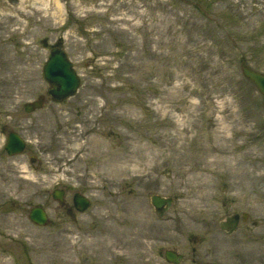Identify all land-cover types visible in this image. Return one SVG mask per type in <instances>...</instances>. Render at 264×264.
Segmentation results:
<instances>
[{
    "label": "rangeland",
    "instance_id": "obj_1",
    "mask_svg": "<svg viewBox=\"0 0 264 264\" xmlns=\"http://www.w3.org/2000/svg\"><path fill=\"white\" fill-rule=\"evenodd\" d=\"M54 45L81 78L62 101L47 95L43 76ZM242 65L264 72V0H0L6 264H168V248L184 254L180 264H262L264 96ZM39 97L42 107L27 111ZM227 124L229 137L256 146L249 198L238 199L241 190H228L221 177L206 189L216 195L202 203L209 210L193 217L201 178L187 152L196 135L220 143ZM240 127L243 137L235 134ZM11 129L27 140L13 156L4 150ZM55 188L66 190L63 203L52 197ZM76 191L91 200L85 212L74 207ZM155 193L173 198L163 216L151 203ZM38 204L46 226L29 218ZM234 212L248 218L232 233L222 230ZM102 219L129 236L107 237L105 229L86 247Z\"/></svg>",
    "mask_w": 264,
    "mask_h": 264
},
{
    "label": "bare ground",
    "instance_id": "obj_2",
    "mask_svg": "<svg viewBox=\"0 0 264 264\" xmlns=\"http://www.w3.org/2000/svg\"><path fill=\"white\" fill-rule=\"evenodd\" d=\"M182 63L188 64V62H184L183 60ZM228 130L229 125L227 124L223 127L224 134H220V143L216 142L217 136L214 135V144L208 143L206 137L202 139L200 135H196V144H194V146H190V152H187L190 162L187 159L186 161L190 163L189 168L198 169V175L200 176L199 178H201L195 183L196 196L200 198L201 204H196L192 207L190 214L193 217L199 214H204L209 210L207 206V209L204 210L202 208L204 206L202 203L209 205L212 203V199L216 198V195L213 192H210V190L214 187L216 181L221 177L227 179L228 190L236 188L241 190L238 191V199L246 200L249 198L245 190L249 181L251 179H255L254 171L256 170V164L258 163L256 146L249 143L247 139L239 141L235 137H229L227 134ZM243 130L244 129L241 127L240 129L237 128L235 131L236 136L243 137V135H246L245 131L242 132ZM216 135H218V133H216ZM184 147L185 144H182L181 146H177L175 150L178 149V151H181L179 148L182 149ZM191 147L195 149L197 148V150L195 151L191 149ZM208 188L210 190L206 191ZM105 229L108 230L107 237L112 236L113 238H117L120 235L119 232L126 230V227L120 229V226L113 225L111 221L102 219L101 225L98 227L97 231L94 232L96 237L89 239L84 245L90 248L97 245L100 241L99 238L104 236ZM128 236L129 234L126 230L125 238ZM243 241L247 242L248 240L243 238ZM113 247L116 248L115 245H113ZM7 260L8 259H4V255L0 253V264H6ZM58 264H78V262L63 260L59 261Z\"/></svg>",
    "mask_w": 264,
    "mask_h": 264
},
{
    "label": "water",
    "instance_id": "obj_3",
    "mask_svg": "<svg viewBox=\"0 0 264 264\" xmlns=\"http://www.w3.org/2000/svg\"><path fill=\"white\" fill-rule=\"evenodd\" d=\"M244 75L250 79L258 88V90L264 95V73L255 70L247 65L243 66ZM43 76L51 84L48 90V94L56 99L63 100L72 96L76 93L80 85V77L75 70L72 61L68 58L67 53L60 47H55L51 50L48 60L45 62L43 67ZM41 100H37L33 103L29 102L25 105L27 111H31L34 107H41ZM24 141L21 137L12 132L9 135L7 144L5 146L6 150L10 154L20 153L24 149ZM55 199L63 201L64 190H55L53 192ZM74 204L79 211L86 210L90 205V200L86 196L77 192L74 195ZM172 197H165L159 194H153L151 196V202L155 207V211L158 215L162 216L166 213L172 204ZM31 220L39 225H45L48 222V215L46 210L41 206H35L30 210L29 214ZM248 215L243 214V219H247ZM240 220V214L234 213L228 215L225 220L220 222L222 229L229 232H233ZM166 258L172 262H179L182 258L181 254L173 250H167ZM25 264V263H24Z\"/></svg>",
    "mask_w": 264,
    "mask_h": 264
},
{
    "label": "flooded vegetation",
    "instance_id": "obj_4",
    "mask_svg": "<svg viewBox=\"0 0 264 264\" xmlns=\"http://www.w3.org/2000/svg\"><path fill=\"white\" fill-rule=\"evenodd\" d=\"M13 131H15V130H13V129H11V130H9V131H7L6 132V137H5V141L7 140V138L9 137V134L11 133V132H13ZM21 134V133H20ZM1 143H0V156H1ZM4 150H5V152L9 155V156H13V155H10L8 152H7V150L5 149V144H4ZM25 150H26V148H25ZM182 260H183V258H184V254L182 253ZM164 258H165V256H164ZM165 260L167 261V263L168 264H174V263H171V262H169L166 258H165ZM181 260V261H182ZM180 264V263H179ZM262 264H264V260H262Z\"/></svg>",
    "mask_w": 264,
    "mask_h": 264
}]
</instances>
